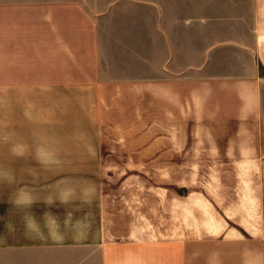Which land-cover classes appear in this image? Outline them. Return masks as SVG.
<instances>
[{"label":"rangeland","instance_id":"374dc122","mask_svg":"<svg viewBox=\"0 0 264 264\" xmlns=\"http://www.w3.org/2000/svg\"><path fill=\"white\" fill-rule=\"evenodd\" d=\"M163 6L0 0V156L21 155L0 165V193L90 237L180 247L186 264L256 263L259 207L212 206L203 164L172 148L179 131L155 126L149 79L136 81L134 51L147 55Z\"/></svg>","mask_w":264,"mask_h":264},{"label":"crops","instance_id":"0c3cea01","mask_svg":"<svg viewBox=\"0 0 264 264\" xmlns=\"http://www.w3.org/2000/svg\"><path fill=\"white\" fill-rule=\"evenodd\" d=\"M162 2L169 10L163 27L148 29L147 55L134 51L154 124L179 131L172 148L203 164L212 206L259 207L247 220L264 222V0ZM20 157L9 151L0 165L18 167ZM20 196L0 193L2 264H186L180 247L90 237L87 223L66 227L52 212L23 215ZM257 235L264 240V227ZM258 252L252 264H264V245Z\"/></svg>","mask_w":264,"mask_h":264}]
</instances>
